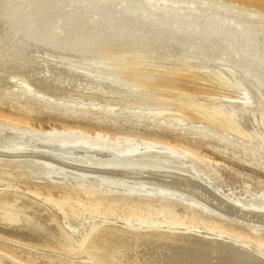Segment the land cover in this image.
<instances>
[{
    "label": "bare ground",
    "instance_id": "bare-ground-1",
    "mask_svg": "<svg viewBox=\"0 0 264 264\" xmlns=\"http://www.w3.org/2000/svg\"><path fill=\"white\" fill-rule=\"evenodd\" d=\"M16 83L93 112L149 111L264 146V0H0V92ZM25 139L0 146V158L264 227V199L229 198L171 148ZM1 238L99 264H264L244 241L179 223L98 220L78 241L48 206L8 189L0 190Z\"/></svg>",
    "mask_w": 264,
    "mask_h": 264
},
{
    "label": "rangeland",
    "instance_id": "rangeland-1",
    "mask_svg": "<svg viewBox=\"0 0 264 264\" xmlns=\"http://www.w3.org/2000/svg\"><path fill=\"white\" fill-rule=\"evenodd\" d=\"M82 107L76 102L40 95L21 83L11 85L0 92V146L27 145L25 136L55 144L82 138L115 149L138 146V142L165 146L189 157L192 169L229 198L247 205H252L254 199H264V146L258 142L219 134L200 123L172 126L156 120L149 111L114 112L108 108L93 112L89 105ZM51 172L56 170L34 160L0 158V190L8 189L42 202L78 241L98 220L132 226L179 223L203 233H222L264 253V227L220 215L189 201L129 194ZM0 261L99 264L87 255L72 257L2 238Z\"/></svg>",
    "mask_w": 264,
    "mask_h": 264
},
{
    "label": "snow or ice",
    "instance_id": "snow-or-ice-1",
    "mask_svg": "<svg viewBox=\"0 0 264 264\" xmlns=\"http://www.w3.org/2000/svg\"><path fill=\"white\" fill-rule=\"evenodd\" d=\"M125 5L124 4H121L120 7H124Z\"/></svg>",
    "mask_w": 264,
    "mask_h": 264
}]
</instances>
